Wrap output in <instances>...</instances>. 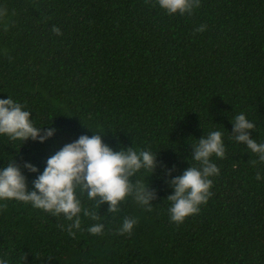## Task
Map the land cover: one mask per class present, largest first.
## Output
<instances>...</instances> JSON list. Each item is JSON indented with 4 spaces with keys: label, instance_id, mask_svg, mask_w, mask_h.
Here are the masks:
<instances>
[{
    "label": "trees",
    "instance_id": "16d2710c",
    "mask_svg": "<svg viewBox=\"0 0 264 264\" xmlns=\"http://www.w3.org/2000/svg\"><path fill=\"white\" fill-rule=\"evenodd\" d=\"M203 25L202 31H197ZM53 27L59 30L54 32ZM34 124L56 129L38 143L0 136V167L46 158L81 134L117 150L155 152L148 206L132 196L97 205L78 191L80 229L30 203L0 201V256L10 264H264V161L231 136L244 113L264 142V0H198L169 14L156 0H0V98ZM51 123L50 125H45ZM223 134L219 173L199 211L170 221L166 180L189 165L196 139ZM28 188L35 174L25 172ZM135 218L130 233L118 231ZM104 230L90 234V224Z\"/></svg>",
    "mask_w": 264,
    "mask_h": 264
},
{
    "label": "clouds",
    "instance_id": "9594fccd",
    "mask_svg": "<svg viewBox=\"0 0 264 264\" xmlns=\"http://www.w3.org/2000/svg\"><path fill=\"white\" fill-rule=\"evenodd\" d=\"M156 3L169 14H190L198 0H156ZM203 27L201 25L196 30L202 31ZM53 31L59 32L55 27ZM30 114L11 96L0 98V136L19 140L20 145L27 139L43 143L52 137L56 129L34 124ZM231 125L232 139L246 145L250 152L257 154L259 161H264V142L257 143L249 136L248 130L253 129V122L241 112L235 115ZM222 137L221 131L212 130L206 136L196 139L195 145L190 144V158L198 162L199 166L189 165L180 174L166 180L171 188L167 196L170 201V221L180 223L186 216L197 213L199 206L211 195L210 178L217 175L219 169L210 157L214 155L223 158L225 145ZM155 155L153 151L137 150L132 146L113 150L102 142L100 133L91 136L81 134L49 155L42 170L27 160L17 165L13 158L10 163L0 167V201L15 199L30 203L33 208L50 212L54 216L63 214L66 220L71 221L68 230H79L81 214L93 220L98 215L82 207L78 191L86 194L87 199L97 205L107 203L108 212H116L119 202L126 196H132L139 205L150 208L155 198L154 192L149 190L147 184L133 182L130 177L142 169L152 173ZM25 172L35 174L31 188H28ZM256 179H264L259 171ZM135 223V218H124L118 231L130 233ZM103 230L104 225L100 222L90 224L87 228L90 234H100ZM0 264H10V260L0 256Z\"/></svg>",
    "mask_w": 264,
    "mask_h": 264
}]
</instances>
